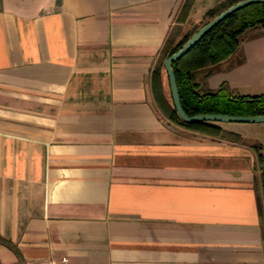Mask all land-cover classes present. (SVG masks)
I'll return each mask as SVG.
<instances>
[{
  "label": "crops",
  "instance_id": "1",
  "mask_svg": "<svg viewBox=\"0 0 264 264\" xmlns=\"http://www.w3.org/2000/svg\"><path fill=\"white\" fill-rule=\"evenodd\" d=\"M235 1L0 0V264H264V120L160 106L166 42ZM195 81L264 94V23Z\"/></svg>",
  "mask_w": 264,
  "mask_h": 264
},
{
  "label": "trees",
  "instance_id": "2",
  "mask_svg": "<svg viewBox=\"0 0 264 264\" xmlns=\"http://www.w3.org/2000/svg\"><path fill=\"white\" fill-rule=\"evenodd\" d=\"M208 13L214 15L218 12L209 10ZM263 23L264 1L249 3L220 20L203 34L186 53L173 61L172 69L180 102L187 114L210 112L256 115L264 113V94L234 95L224 85H220L216 89H203L195 81L196 70L227 58L236 49L239 35L246 28ZM189 36L184 35L172 45L167 41L163 48V56L166 57L178 49ZM160 106L167 117L175 122L204 133L226 136L220 127L209 122L182 120L177 115L172 100L167 105L160 102ZM255 148L259 165V182L264 192V162L259 152V146Z\"/></svg>",
  "mask_w": 264,
  "mask_h": 264
},
{
  "label": "water",
  "instance_id": "3",
  "mask_svg": "<svg viewBox=\"0 0 264 264\" xmlns=\"http://www.w3.org/2000/svg\"><path fill=\"white\" fill-rule=\"evenodd\" d=\"M264 0H237L234 3L228 5L216 15L211 17L201 26H199L186 40L185 42L175 51L167 55L163 60V66L166 71L169 92L172 100L173 107L177 115L186 122L194 121H206V120H217V121H246L256 122L264 120L263 114L256 115H240V114H229V113H196L189 115L187 114L180 102V96L176 85V79L174 71L172 69V63L184 53H186L210 28L217 24L220 20L225 18L233 11L245 6L249 3L260 2Z\"/></svg>",
  "mask_w": 264,
  "mask_h": 264
},
{
  "label": "rangeland",
  "instance_id": "4",
  "mask_svg": "<svg viewBox=\"0 0 264 264\" xmlns=\"http://www.w3.org/2000/svg\"><path fill=\"white\" fill-rule=\"evenodd\" d=\"M228 2H223V3H218L216 4L215 7H213V11L215 12H219L221 11V9H223L226 4ZM229 4V3H228ZM217 14V13H216ZM214 15H210V14H204L203 17L196 23H191V26H190V30L191 32H193L194 30H196L199 26H201L203 23H205L207 20H209L211 17H213ZM184 35V34H179L178 36L176 37H173L172 41L173 43H175L179 38H181V36ZM166 83H167V80H166ZM166 97H167V100L171 101L170 100V92H169V87H168V83H167V87H166Z\"/></svg>",
  "mask_w": 264,
  "mask_h": 264
}]
</instances>
